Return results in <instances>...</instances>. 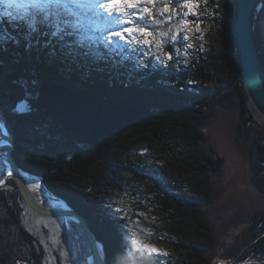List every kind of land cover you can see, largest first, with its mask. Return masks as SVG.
Segmentation results:
<instances>
[{
	"label": "trees",
	"instance_id": "obj_1",
	"mask_svg": "<svg viewBox=\"0 0 264 264\" xmlns=\"http://www.w3.org/2000/svg\"><path fill=\"white\" fill-rule=\"evenodd\" d=\"M144 1L126 11L148 6L155 17L169 5L168 14H178L173 26L184 14L181 0ZM225 1L216 4L224 6ZM233 1L234 13L224 21L227 31L221 35L220 46L190 58H159L153 50L146 55L113 43L105 29L113 23L96 8L80 14L82 32L63 39L51 34L54 24L39 18V31L30 34L27 23L19 18L24 8L9 9L11 17L0 15V120L15 141L14 157L20 167L41 177L51 191L89 219L105 244L109 264H218L205 258L214 245L212 229L201 215V208L212 201L210 178L220 174L224 161L200 148L208 139L203 129L206 109L214 102L227 106L231 98L242 100L243 123L253 146V179L264 191V131L246 113L242 63L232 34L237 14V0ZM259 10L253 33L264 62ZM136 17H131L134 23L151 25V17L145 16L143 22ZM6 36L12 39L3 40ZM165 50L174 53L169 44ZM48 80H60L82 94L149 107L151 112L140 124L99 147L80 145L74 131L62 127L37 104L39 88ZM182 142L185 150L180 154L187 158L171 159L170 148ZM189 173L197 176L190 178ZM188 184L193 195L186 193ZM141 194L164 214L157 228L177 238V242L170 240L176 251L173 259L165 261L136 243L127 217L112 206L119 196L137 199ZM22 202L13 180L0 189V264H40L36 240L23 221ZM255 217L253 234L264 252V214ZM70 225L86 240L75 223Z\"/></svg>",
	"mask_w": 264,
	"mask_h": 264
},
{
	"label": "rangeland",
	"instance_id": "obj_2",
	"mask_svg": "<svg viewBox=\"0 0 264 264\" xmlns=\"http://www.w3.org/2000/svg\"><path fill=\"white\" fill-rule=\"evenodd\" d=\"M181 1L184 2V0ZM97 2L106 3L107 0H97ZM142 2L145 1L142 0ZM216 2L217 0H199V7L196 9L198 17L188 14V10L182 8L184 14L181 20L174 24L175 27L173 23L178 18L176 11H173L171 20H168L167 17L171 16L168 14L169 11L162 13L161 10L158 16H155V18L164 21L159 25L151 21V25L144 22L134 23L132 20L134 24L145 27L146 31L152 33V36L149 37V45L130 44L115 36L111 39L122 43V46H126L130 50L134 49L137 52L140 50L146 55L153 50L159 58L168 59L169 55L190 58L197 52H207L212 46L219 47L221 44V35L227 31L224 21L226 18L232 17L235 3L233 0H226L222 6ZM138 5L137 8H139ZM259 8L257 28L264 47V4ZM96 10L97 13H105L109 16L107 9L96 8ZM112 15L121 14L113 11ZM182 21L187 23H182ZM197 23H199L198 31L195 27ZM107 26L105 29L115 32L123 31L124 27L133 25L113 23ZM108 32L110 36V31ZM161 33L166 34L161 35ZM128 35L127 32H124L125 37ZM173 36H176L175 40L172 39ZM140 38L142 39V37ZM166 44L174 47V53L165 50ZM241 105L242 100L236 97L229 99L227 106L219 101L208 105L205 116L206 125L203 127L208 139L200 143L203 152L208 155L221 156L224 160L220 174H213L210 178L212 201L201 208L203 219L212 229L214 245L212 250L205 253V258L208 262L218 264H264V252L256 244L257 238L253 234V223L257 218L255 216L264 214V191L257 187L253 179L254 173L251 169L253 146L247 136L244 123L240 130L241 135L240 132L238 133L237 124ZM252 109L256 110L253 107ZM8 132L10 134L9 129ZM170 150L173 160L176 157L181 158L182 161L187 158L186 154H180L181 150H185L183 142L176 148L171 147ZM8 173L7 163L0 158V183ZM28 175L30 176L29 184L34 190H45L61 201L72 205L64 197L51 191L41 177L31 173ZM188 176L193 178L197 174L189 173ZM8 183L0 189L5 188ZM189 187L188 184L186 193L193 195ZM143 196L141 194L136 199L126 198L122 195L115 199L112 206L116 211L119 210L117 212L122 216L127 217L129 234L136 243L141 246L144 244L155 246L160 251L154 254L161 256L165 261L173 259L176 257V251L170 240L177 242V238L175 235H168L166 231L157 228L161 224L164 214L157 206L150 205L148 199ZM22 206L24 224L34 236L41 254L40 264H89L90 258L94 260L91 245L79 223L65 216L38 215L28 207L24 199ZM72 222L82 230L86 240L82 237L79 238V234L70 225ZM195 226V224L191 225V227ZM70 228L71 232L67 234ZM186 232H189L188 228H186Z\"/></svg>",
	"mask_w": 264,
	"mask_h": 264
},
{
	"label": "water",
	"instance_id": "obj_3",
	"mask_svg": "<svg viewBox=\"0 0 264 264\" xmlns=\"http://www.w3.org/2000/svg\"><path fill=\"white\" fill-rule=\"evenodd\" d=\"M263 1L237 0V14L232 25V34L237 42L242 63L247 115L253 124L264 131L261 119V117L264 119V62L253 33L254 16ZM36 101L42 109L50 112L62 127L75 132L78 144L90 147L99 146L140 124L151 112L149 107L79 93L60 80L45 81L39 88ZM251 104L256 110L252 109ZM237 127L239 133L243 128V105L240 107ZM239 134L241 135V132ZM0 140L5 142L0 146V158L7 163L9 171L0 183V188L12 179L19 188L24 202L36 214L46 217L65 216L79 223L91 245L96 264H109L105 244L97 237L86 216L80 214L69 203L64 202L65 208L46 207L33 198L24 176L29 172L16 161L13 154L16 149L15 141L1 120Z\"/></svg>",
	"mask_w": 264,
	"mask_h": 264
},
{
	"label": "snow or ice",
	"instance_id": "obj_4",
	"mask_svg": "<svg viewBox=\"0 0 264 264\" xmlns=\"http://www.w3.org/2000/svg\"><path fill=\"white\" fill-rule=\"evenodd\" d=\"M141 2L142 0H107L106 3H98L97 0H0V5L4 6V11L0 12V15L11 17L12 12L9 11V9L19 10L24 8L25 13L19 18L27 23L30 34L39 31L37 27V21L39 18L46 24H54L55 31L51 34L63 39L65 35L71 36L74 32L83 31V25L80 20L81 13L87 15L88 11H93L94 8L107 9L111 23L118 25H133L131 27H124L123 31L111 32V30H109V40H111V37L115 36L130 44L149 45V37L152 36V33L146 31L145 27H140L137 24H134L131 17L138 16L141 22H143L145 16L151 17L152 23L156 25H159L164 21L153 17L152 11L148 7L138 9L132 13L126 11L127 9H137V5ZM148 2H152V0H148ZM177 3H179V0H177ZM180 7L187 9L188 14L198 17L196 9L199 7V0H184ZM113 11L120 13L121 15H112ZM168 11L169 8L165 5L162 9V13ZM171 18V16L167 17L168 20H171ZM56 21H60V23H56ZM182 23L187 22L182 21ZM195 27L198 31L199 23H197ZM68 29H71L72 31H68ZM124 32L129 34L128 37L124 36ZM165 34L166 33H161V35ZM140 37H142V39ZM2 39L7 41L12 39V37L6 36ZM172 39L175 40L176 36H173ZM185 39H187V37H185ZM112 42L114 43L115 41ZM78 43H83V40L78 41ZM168 58L171 59V55H169ZM143 247L149 253H159L160 251L155 246L149 244H144Z\"/></svg>",
	"mask_w": 264,
	"mask_h": 264
},
{
	"label": "bare ground",
	"instance_id": "obj_5",
	"mask_svg": "<svg viewBox=\"0 0 264 264\" xmlns=\"http://www.w3.org/2000/svg\"><path fill=\"white\" fill-rule=\"evenodd\" d=\"M251 107H253L255 109V107L252 104H251ZM261 119H262V122L264 123V119L262 117H261ZM4 130H6L5 127H4ZM3 144H5V142L0 140V146ZM24 176L26 177V183H27V186H28V189H29L31 195L33 196V198L38 203H40L42 206H46V207H62V208H65L66 204L63 201H61L60 199L54 197L50 192H47L45 190H34L29 184L30 176L28 174H26V175L24 174ZM89 264H96V263L92 258H90Z\"/></svg>",
	"mask_w": 264,
	"mask_h": 264
},
{
	"label": "flooded vegetation",
	"instance_id": "obj_6",
	"mask_svg": "<svg viewBox=\"0 0 264 264\" xmlns=\"http://www.w3.org/2000/svg\"><path fill=\"white\" fill-rule=\"evenodd\" d=\"M252 123V122H251Z\"/></svg>",
	"mask_w": 264,
	"mask_h": 264
}]
</instances>
